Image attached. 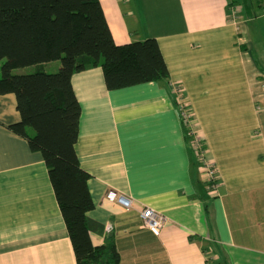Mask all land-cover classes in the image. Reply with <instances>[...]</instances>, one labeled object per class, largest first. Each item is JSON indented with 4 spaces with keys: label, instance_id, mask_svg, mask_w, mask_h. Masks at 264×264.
Masks as SVG:
<instances>
[{
    "label": "crops",
    "instance_id": "0c3cea01",
    "mask_svg": "<svg viewBox=\"0 0 264 264\" xmlns=\"http://www.w3.org/2000/svg\"><path fill=\"white\" fill-rule=\"evenodd\" d=\"M99 2L115 44L155 39L169 78L108 90L100 67L71 77L92 245L112 240L118 264H264V0H235V19L229 0ZM19 121L0 94V264H76L42 155L8 128ZM146 207L166 218L159 236L142 226Z\"/></svg>",
    "mask_w": 264,
    "mask_h": 264
},
{
    "label": "trees",
    "instance_id": "16d2710c",
    "mask_svg": "<svg viewBox=\"0 0 264 264\" xmlns=\"http://www.w3.org/2000/svg\"><path fill=\"white\" fill-rule=\"evenodd\" d=\"M2 61L0 94L15 96L20 115L8 128L25 138L30 150L41 153L76 264H118L114 242L93 246L86 227L93 202L89 175L74 150L81 108L71 77L100 67L108 90L167 80L157 41L116 45L99 0H0ZM53 61H59V68L45 72L42 66ZM27 66L36 71L13 74Z\"/></svg>",
    "mask_w": 264,
    "mask_h": 264
},
{
    "label": "built area",
    "instance_id": "2783aa9c",
    "mask_svg": "<svg viewBox=\"0 0 264 264\" xmlns=\"http://www.w3.org/2000/svg\"><path fill=\"white\" fill-rule=\"evenodd\" d=\"M235 0H229V8H230V17L235 19L237 16L238 12V7L234 3ZM175 93L178 95V100H179V106L181 110V118L183 121H188L189 116L186 112V105L185 103H182L181 99V90L177 87H174ZM192 149L195 155L201 160L202 167L204 170L205 174V181L209 185V189L211 191H214L217 187V184L215 182L216 180V174H215V169L211 164H209L205 159H204V151L201 145V140L198 137H194L192 140ZM106 198L111 201V202H116L120 204L123 208L126 210L130 209L132 207V200L127 199L119 194H116L115 192H108L106 195ZM142 226L146 229H148L153 235L159 236L163 227L165 226L166 223V218L163 214H161L158 211H155L151 208H144L143 210L140 211L139 214Z\"/></svg>",
    "mask_w": 264,
    "mask_h": 264
},
{
    "label": "rangeland",
    "instance_id": "374dc122",
    "mask_svg": "<svg viewBox=\"0 0 264 264\" xmlns=\"http://www.w3.org/2000/svg\"><path fill=\"white\" fill-rule=\"evenodd\" d=\"M4 63V61H2L0 63V70H1V66ZM50 65H47L45 68L48 71H53L51 69H54V67L59 66L60 63L59 61H53L49 63ZM34 71H36V67L35 66H27V67H23V68H18L13 70V74L15 75H23V74H29V73H33ZM1 75V72H0Z\"/></svg>",
    "mask_w": 264,
    "mask_h": 264
}]
</instances>
